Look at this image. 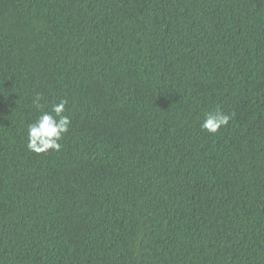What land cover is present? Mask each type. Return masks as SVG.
<instances>
[{
    "label": "trees",
    "instance_id": "1",
    "mask_svg": "<svg viewBox=\"0 0 264 264\" xmlns=\"http://www.w3.org/2000/svg\"><path fill=\"white\" fill-rule=\"evenodd\" d=\"M0 264H264V0H0Z\"/></svg>",
    "mask_w": 264,
    "mask_h": 264
},
{
    "label": "clouds",
    "instance_id": "2",
    "mask_svg": "<svg viewBox=\"0 0 264 264\" xmlns=\"http://www.w3.org/2000/svg\"><path fill=\"white\" fill-rule=\"evenodd\" d=\"M42 99L39 93L34 97L33 103L39 109L41 108L40 100ZM66 100H61L59 103L53 104L51 111H42L41 114L30 123L27 127V148L37 154L47 153L50 150L59 152L62 149L60 141L63 136L69 131L71 119L65 115ZM231 120V117L222 111L216 109L205 113L201 123L202 130L215 134L226 127Z\"/></svg>",
    "mask_w": 264,
    "mask_h": 264
}]
</instances>
